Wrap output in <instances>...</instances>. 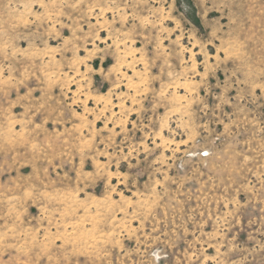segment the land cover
Wrapping results in <instances>:
<instances>
[{"label": "rangeland", "instance_id": "rangeland-1", "mask_svg": "<svg viewBox=\"0 0 264 264\" xmlns=\"http://www.w3.org/2000/svg\"><path fill=\"white\" fill-rule=\"evenodd\" d=\"M0 264H264V0H0Z\"/></svg>", "mask_w": 264, "mask_h": 264}]
</instances>
